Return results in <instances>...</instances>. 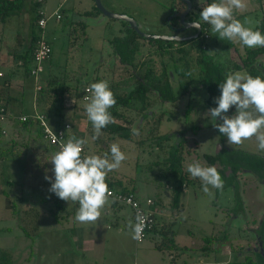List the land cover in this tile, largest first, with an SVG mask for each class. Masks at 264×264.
I'll return each mask as SVG.
<instances>
[{
  "label": "rangeland",
  "instance_id": "rangeland-1",
  "mask_svg": "<svg viewBox=\"0 0 264 264\" xmlns=\"http://www.w3.org/2000/svg\"><path fill=\"white\" fill-rule=\"evenodd\" d=\"M26 1L25 8H28L30 4L28 0ZM100 1L107 11L124 14L134 19L140 27L139 32L158 36H170L168 35L171 32L168 23L170 20L173 23V19L170 18H174L173 13L176 8H183L181 2L183 0ZM46 2V10L58 6L64 13L60 23L50 20L46 27L49 34L53 33V35L58 36L57 41L52 43V55L48 62L43 64V67H47L48 72L50 69L54 73L59 69H65L70 71L71 78L78 79V82L84 84L106 80L111 90L123 93L133 88L135 81L129 76L132 68L119 62L118 57L113 53L114 49L111 42L114 37L123 36L125 26L130 28L127 22L105 17L96 8L94 0H47ZM195 2L197 9L206 5V0H201V6L198 0ZM244 2L246 7L236 12V16L238 15L236 18L245 27L255 30L262 12L259 9V0H244ZM262 8L264 9V2ZM95 9L99 11L98 15L84 13ZM242 14L245 15L241 16ZM29 23L30 14L26 12L20 17L11 18L5 28L0 25V52H2V56L3 54L6 55L8 51L12 53L14 49L21 48L29 33ZM73 23H81V26L84 27L82 30L84 34L79 36L76 43L77 38H75V33L72 32L71 27ZM31 30L37 34L41 32L39 27H33ZM206 33L208 35L206 39L208 38L207 41L211 43L210 53H216V58L220 61L226 60L227 57V60L230 61V67L232 62L240 64V58L244 56L246 47L239 42L221 41L209 29ZM142 41L148 48L156 46L146 44V40ZM177 47V44H173L172 56L164 57L166 68L171 74V84L176 93L179 89V82L187 79L186 71L183 68L184 64L173 60L178 59L181 54L176 52ZM146 50L147 48L143 50L144 54L141 58L138 54L136 58L143 59L147 53ZM192 57H194V51L190 50L186 59L193 76H196ZM7 59L10 68L5 74V78L8 74L11 75L15 72L22 75L23 71L17 69L18 66L12 62V56L8 54ZM257 59L264 63V55ZM173 62L176 63L178 70L174 69ZM3 71H6L5 66ZM141 72L142 69L135 70V75L138 77ZM235 72L241 75L245 74L242 70H235ZM40 75H45V71H41ZM5 78L3 73L0 79ZM42 81L40 78V85L43 83ZM23 82H25L27 89L31 82V76H26ZM15 84L12 89L17 87ZM154 95L157 94L152 92L150 95L152 106L145 116L137 118L133 112H128L129 116L135 117V122L130 125L131 133L133 128L139 131L138 135L132 133L133 140L130 141L117 133H110L106 129L101 130L99 139L93 140V128L84 111V106L88 101L75 98L76 106L81 112V119H75L72 115L74 97L72 94L67 95L69 107L67 106L68 110L65 113L66 122H69L73 127V129L70 128L69 134L75 133L77 138H83L87 141L84 145L86 155H103L108 151L111 143H118L126 155L125 161L119 168L123 167L126 172L131 174L134 181H148L155 185L162 183L165 192L163 207L165 208L164 211L168 213V216L165 217L166 221L175 219L176 222L173 227L176 232L175 245L178 248L187 247L186 252L176 249L170 253L164 246L158 249L155 246L160 244L163 238L162 235L158 234L155 237L146 236L141 242H136L137 249L134 245L135 239H132L131 230L126 226V229H122L121 235L117 237L119 242L116 244L112 243L111 237L107 238L106 246L102 252L103 258L102 256L101 258L109 264H118L119 261L129 264L133 263L134 260L137 261V264H211L242 260L246 255H253V251L259 250L255 229L264 214L263 180H258L246 172L238 173L239 194L244 207L243 212L237 215L231 212V208L234 206L233 188L227 187L217 190L210 187L209 192L205 193L202 189V182L188 175L194 180L186 185V189L181 193L180 209L176 211L170 205L172 191L169 188H164V186L165 179L168 180L171 187L177 186L180 174L183 172L187 175L189 163L199 161L206 166L207 164L202 157L204 152L215 154L217 145L219 146L218 152L223 147L240 149L263 156L264 152L257 151L254 138L244 141L239 146L227 143L226 137L221 136L214 127L215 122L205 115L208 108L202 104L203 97H205L204 90L198 91L189 88L187 95L175 103H163L160 99H154ZM26 96L27 93L24 94L23 98L25 105L28 103ZM188 106L191 108L189 117L185 121V111ZM232 111L234 109H230L228 114L231 115ZM160 115L163 118L157 126L153 120L156 121ZM112 121L122 122L115 117H112ZM5 125L6 133L3 140L7 141L12 137L11 123L6 121ZM151 127L154 129H150ZM148 130L151 132H147ZM181 130H184L188 136L189 155L184 158L182 171L177 172L176 175V173H170L167 170L171 165L167 163V160L172 145L181 137V135H177ZM162 134H168L170 138L161 140ZM41 140L47 144L44 139L41 138ZM16 141L21 145L25 143L23 138H17ZM21 145L18 150V159L0 162V254L2 251L7 253V258L10 260L8 264H61L62 261L71 262V260L81 264L80 262H83L82 254L85 258L88 255L75 249L71 236L72 230L61 227V217L64 211H59L58 220L55 222L46 210L47 207L52 206V201L57 198L49 192L50 185L45 180V175H52L51 163L38 154H32L29 149ZM7 180L18 185L13 188L6 186ZM2 189L8 191L13 198L14 194L17 197L23 195L26 198L25 201L18 202L19 219H15L10 210L5 207ZM46 196L53 199L48 201V204L41 200L42 197ZM123 207L128 208L121 205L117 209L124 212ZM63 208L72 212L69 218L73 227L78 204L64 201ZM105 211L104 207L98 220L91 222V224H97L99 228L106 230V225L116 221L112 215L107 216ZM109 213L112 214V212ZM20 226L27 231L28 235L21 232ZM97 236L101 240L98 234ZM205 237L216 239V242L210 244V249L216 248L217 250L208 249L206 253L201 250V247L205 246L203 242ZM100 253L101 251H95L94 255L97 254L98 256Z\"/></svg>",
  "mask_w": 264,
  "mask_h": 264
},
{
  "label": "trees",
  "instance_id": "trees-1",
  "mask_svg": "<svg viewBox=\"0 0 264 264\" xmlns=\"http://www.w3.org/2000/svg\"><path fill=\"white\" fill-rule=\"evenodd\" d=\"M28 1L30 5L28 6V8H25L27 2L26 0H0V25L2 28H5V25L7 26V22H9V20L11 21V18L20 16L26 12L30 14L28 36L25 38L24 44L20 49L13 50L12 62L14 63V65L18 66L17 69L23 71L22 75H19L18 73L21 78L31 76L34 77L35 80H38V75L35 76L34 74H32L31 70L38 69L39 66L44 63L42 62L41 64H38L34 57V52L37 49L38 41L41 38L42 32H39L37 34L34 33L31 29L33 27H38V9L45 3V1ZM190 1L193 3V9L191 11L192 15L190 16L192 20H199V13L202 9L196 8L195 0ZM206 2H210V0H206ZM263 2L264 0H259V9L262 12L258 24L255 27V30L258 29L262 33H264V11L262 10ZM84 13L87 15H98L99 11L95 9L91 11H85ZM243 15L245 14H242L241 16ZM200 23V35L197 38L187 41L177 42L169 40L160 41L158 39H146L138 35L134 31V29L127 28L126 26L124 28L123 36H116L111 40L114 49L113 53L118 57L119 62L124 66L132 68V72H129V76L130 78L132 77L134 79L135 85L126 93L111 90L116 100L115 105L110 109L111 115L112 117L119 118L120 120H122V122L115 123L114 121H112L104 129L108 130L110 133H117L124 139L132 140L133 136L131 133L130 125L135 122V117L129 116L128 112H133L135 116H137V118L140 116H145L146 112L152 106V100L150 99V95L152 94V92H155L157 94L154 95V99H160L163 103H175L178 99L187 95L189 88L198 91L204 90L205 97H203L204 99L202 104L207 106V108L209 109L216 106L214 103V98L219 96L220 94L218 83L222 82L226 74L233 73L235 72V70H242L245 73L243 75L264 77V63L258 61L257 59L258 57L264 55V47L253 49L246 48L244 51V56L240 58V64L232 62V65L230 67V61L227 60V57L225 58L226 60L220 61L216 58V53H210L209 48L211 43L207 41L208 38H204V34H207L206 31L209 29V26L206 25L203 21H200ZM71 27L72 32L75 33V38H77V40H75L76 43L79 39V36L84 34V32H82L84 27L81 26V23H73ZM44 38L51 45V52L49 53V57L47 58V60H49L50 56L53 53L52 41L50 39H47V37L45 36ZM142 40H146V44L148 45L154 44L156 46L154 48L152 46L148 48V46H146L144 44L145 42H143ZM173 44H177L178 46L176 52L181 53L178 59L173 60L174 62H176L177 60L178 62H182V64H184L183 68L185 69V73L187 75V79L179 82V89L177 93L172 87L171 74L170 71L166 68V63L164 62L165 56H172V51L174 49L172 48ZM145 48H147V53L143 57V59L139 60V58H141L144 54L143 50ZM190 50L194 51V57H192V60L194 65L193 69L196 70V76H193V73L191 72L186 59L187 53ZM137 54L139 58H136ZM174 62V69L178 70L176 63ZM139 69H142V72L137 77L135 75V70ZM69 72L70 71H67L65 69H59V71L54 73L50 69L45 79L44 87H41L39 90L35 88V102L39 105L42 112L48 113L53 118L52 124L49 123L53 129H60L65 123H67L65 115V95L72 94V97H74V99L81 97L83 98L85 86L90 85V83H80L78 82V79L71 78ZM8 84V80H1L2 86L6 87L8 86ZM0 103L5 109H7V93L0 92ZM190 108V106L186 108L185 121H187L189 117ZM161 118L163 117L160 115L156 119V121L153 120V123L157 124L158 126L160 124ZM17 124L18 130H33L38 138L43 139L42 127L37 121L17 120ZM150 129L153 130L154 128L151 127ZM195 129L196 127L194 128V130ZM147 132L151 131L148 130ZM178 134L181 135V137L176 141V143H174V145H172L168 155L169 158L167 160V163L171 164L170 167L167 168V170H169L170 173H176V175L177 172L180 173L182 171L183 162L185 160L184 158L186 155H189L188 136L185 134L184 130L179 131L177 135ZM169 136L170 135L168 134H162L160 138L161 140H167L170 138ZM140 141L141 139L139 140V142ZM20 145L21 144H19V142H17L12 137L11 139L4 141L3 135L1 134L0 130V162L3 163L5 161L15 160V158L18 159V150ZM21 146L26 147V144L22 143ZM47 146L50 145L48 144ZM202 157L207 164L206 166L216 167L217 171L220 173L224 181L223 188L230 187L234 189V206L231 208V212L235 215H237L238 213H242L244 206L243 200L241 199V196L239 194V183L237 181L238 173L246 172L258 180H264V156L246 152L240 149L223 147V149L216 154H203ZM188 175V173L187 175H185V173L182 172L179 176L178 185L172 186V200L170 205L176 211L180 209L179 203L183 185H188L194 180L189 178ZM132 180L133 179L130 178L126 181L127 183H131ZM106 182L110 187L116 190L128 191L133 193L131 189H127L121 179H115L114 181L106 179ZM17 185L18 184H15L11 181H6V186H10L13 188ZM1 193L4 197L5 207L10 210L11 215L15 219H19L18 202L25 201L26 198L23 195L17 197V195L15 194L13 195V198L11 197V194H9V192L5 189H2ZM41 200L43 203H47L48 201L53 199H49V196H46L42 197ZM154 206V202L152 201L149 206L151 212L154 210ZM46 210L47 213L52 217V219L57 222L59 211H65V208H63L62 201L55 198L52 201V206L47 207ZM62 217L61 219H63ZM175 224V219L159 224L153 215L152 226L148 231L157 232V234H160L162 235L161 237H163L161 243L156 244L155 247L159 249L161 248V246H164V248L170 251V253L176 249H179L182 252H186L187 247L178 248L175 245L176 232L173 229ZM19 228L22 230L21 232H23L24 235H28L27 231L22 226H20ZM255 234H257L258 236V245L259 241L262 242L261 248L263 249V253L260 252L259 246V250L253 251V255H246L242 260H232L224 263L211 264H264V214L258 221L257 228L255 229ZM223 238L225 239V237ZM215 240L216 239L214 237L203 238L205 246L201 247V250L204 253H206L208 249L213 251L217 250L216 248L210 249V244H213ZM9 262L10 260L9 258H7V253L5 251H2V253L0 254V264H8Z\"/></svg>",
  "mask_w": 264,
  "mask_h": 264
},
{
  "label": "clouds",
  "instance_id": "clouds-1",
  "mask_svg": "<svg viewBox=\"0 0 264 264\" xmlns=\"http://www.w3.org/2000/svg\"><path fill=\"white\" fill-rule=\"evenodd\" d=\"M46 1V0H45ZM201 6V0H198ZM244 0H210L201 7L199 20L190 27L200 29L203 21L221 41L239 42L248 49L264 47V33L245 27L236 18V12L244 9ZM179 42V35L167 37ZM219 96L214 98L215 107L205 113L215 123L221 136L229 145H241L244 141L255 139L258 152H264V77L228 73L218 83ZM90 93L84 106L87 120L93 128V140L100 138L101 130L112 122L110 109L116 100L108 81L90 83L86 89ZM230 109H234L229 115ZM138 135L136 128L132 129ZM87 141L75 136L63 143L48 160L52 175H45L49 192L63 201L78 204L75 220L79 223L95 222L101 215L111 195L106 177L118 169L126 155L118 143H111L103 155H82ZM188 174L202 182V189L208 193L211 188L221 190L224 181L214 166H205L199 161L189 163ZM132 239L139 240L145 227V217L138 211L135 222L129 223Z\"/></svg>",
  "mask_w": 264,
  "mask_h": 264
},
{
  "label": "crops",
  "instance_id": "crops-1",
  "mask_svg": "<svg viewBox=\"0 0 264 264\" xmlns=\"http://www.w3.org/2000/svg\"><path fill=\"white\" fill-rule=\"evenodd\" d=\"M46 1L40 8L44 11V13L46 15H48L49 19L46 22L45 29H43L41 32L43 33V35L45 37H47V39H50L52 41V43H54L57 41L58 36L53 35V33L49 34L48 31L46 30V27H47L48 22L50 20L56 21V23L57 22L60 23L61 19L63 18L64 13L61 10V8L58 6L55 8H49L46 10L45 9L46 3H47ZM57 9L59 10V13H60L59 19H56L54 16H52L53 12L56 11ZM22 15H20V16H22ZM20 16H15V17H20ZM15 17H13V18H15ZM50 35H53V36H50ZM52 49H53V45H52ZM8 54L10 56H12V53H10L9 51L7 52L6 55L3 54V56H2V52H0V55H1L0 56V71L2 73H4V78H5V74H7V71L10 68V64L8 63L9 60L7 59ZM46 62H48V60L44 61V63H46ZM44 63H42L37 70L38 80L37 79L35 80L34 77H31V82L28 85L27 89L25 87V82H23L24 78H21L18 75V73L15 72L12 75L8 74L6 76L5 80H8V82H9L8 86H6V87L1 85V79H0V87H1L0 92L8 94L7 110L9 113V117L7 120H5L2 123V127L6 130L5 123H6V121L10 122L11 123L12 138H14L15 140L17 138H23L25 140V144H26L25 148L29 149L32 152V154H35V155L38 154V156H41V157H43L44 160L47 159V161H48L50 159L52 153L55 152L56 150L50 146H47L44 142H42V140L40 138H38V136H36V134L33 132V130H29V131L18 130V124H17V120H18L20 115L32 113L35 109L39 112H42L40 110L39 105L36 104V102H35V96H36L35 88H36V85H39L41 87H44V85H45V79H46L49 72H48L47 67H43ZM4 66L6 67L5 72L3 71ZM46 69H47V73H46ZM41 71L42 72L45 71V75L41 76L40 75ZM40 78L43 80L42 81L43 83L41 85L39 84ZM14 84L17 85V87H14V89H12ZM25 93H27V96H26L28 99L27 105H25L23 103V98H24ZM68 100L69 99H68L67 95H65V105H66L65 113L68 110L67 108L69 107V105L67 104ZM72 102H74L73 113H72L73 117L75 119H81V117H80L81 112H80L79 108H77V106H76L75 99ZM42 113H44L46 115L48 124L49 123L52 124L53 118L46 112H42ZM48 115H49V118H48ZM114 122L117 123V121H114ZM67 123H69V122H67ZM70 126L73 129L71 124H70ZM72 136L76 137V134L70 133L69 137H72ZM4 137L5 136L3 135V138ZM217 151H218V148H217ZM204 153L207 154L206 152H204ZM209 154H211V153H209ZM212 154H214V153H212ZM158 159H160V158H158ZM130 178H132L131 174L126 172V170L123 167L114 170L113 172L109 173L108 176L106 177V179L110 180V181H114L115 179H121V181L127 187V189H131L133 191V194L135 195V197L142 204H145V201L147 199H151L155 205L152 213H153L156 221L159 224L166 222L165 217L168 216V213L166 211H164L165 208L163 207V203H165L163 200V195L165 194V192H164V189L162 188V183H158L157 185H155L153 183H149L148 181H139V180L138 181L132 180L131 183H127L126 180L130 179ZM165 181L166 182H165L164 188H169L172 191L171 184L168 182L167 179H165ZM42 186H43V184H42ZM186 187H187L186 185H183L182 192H183V190L186 189ZM61 201H62V203L64 202L63 200H61ZM121 205L122 204H117V203L113 202L111 199H108V202L105 205V210H106L105 214L107 216L112 215V217H114L116 219V221L115 222L113 221L109 225H106V230L99 228L97 224L92 225L91 222L90 223H77L75 219H74V226L72 227L71 219L69 218V217H71L72 212L66 211V208H65V211L63 212V217H62L63 219H61V227L64 229L67 228L69 230L70 229L72 230L71 236L73 237L72 241H73V244L75 246V249L88 255L85 258L84 254H82L83 262H80L81 264H109L106 260L102 259L103 258L102 252L104 251V248L106 246L107 238L111 237L112 243L116 244L117 242H119L117 237L119 235H121L122 229H126V226H128L130 222H133V223L135 222V218H134L132 209L127 205H122V206L128 207V208L123 207L125 209V211L123 212L121 209H117L118 207H121ZM109 208H111V209H109ZM109 212H112V214H110ZM65 224H66V227H65ZM99 230H101V231H99ZM97 234L101 237L100 238L101 240H99V237L97 236ZM150 235L152 237L153 236L155 237L158 234H157V232H149L148 231L145 234L143 239H145L146 236L149 237ZM136 242H137V240L134 241L135 248L138 247L136 245ZM114 249H115V246H114ZM145 249H147V248H145ZM95 251H97V252L101 251L100 255H98V256H97V254L94 255ZM101 256H102V258H101ZM62 263L63 264H79L77 261H73V260H71V262H63L62 261L61 264ZM162 263H164V262H162ZM118 264H127V263L119 261ZM129 264H137V261L134 260L133 263H129Z\"/></svg>",
  "mask_w": 264,
  "mask_h": 264
},
{
  "label": "built area",
  "instance_id": "built-area-1",
  "mask_svg": "<svg viewBox=\"0 0 264 264\" xmlns=\"http://www.w3.org/2000/svg\"><path fill=\"white\" fill-rule=\"evenodd\" d=\"M42 1V0H38ZM45 1V0H43ZM39 18L37 21L38 27L43 30L45 28L46 22L49 19L48 15L44 13V11L39 8L38 9ZM52 16H54L56 19L60 18L59 10L53 12ZM208 35L205 34L206 38ZM51 52V45L49 42H47L44 38L43 33L41 34V38L38 41L37 49L34 52L35 60L38 64H41L47 58L49 57V53ZM37 70L33 69L31 70V73L37 76ZM3 76V73L0 72V78ZM89 86H85L84 88V95L83 100H86V97L90 95L86 89ZM41 87L39 85L36 86V89L39 90ZM9 117L8 110L5 109L1 103H0V124H1V134H5V129L2 127V123L7 120ZM18 120L26 121V120H34L39 123V125L42 127V137L43 139L55 150H59L60 146L63 143H66L69 137V130L71 128L69 123H65L62 128L60 129H53L47 121V117L44 113L37 111L36 109L31 114L26 115H20ZM82 155H86L85 148L83 149ZM107 183V182H106ZM108 185V184H107ZM108 189L111 193L108 199H111L113 202L117 204L127 205L129 206L132 211L135 218L136 213L139 211L144 217H145V227L143 228L142 236L137 242H141L147 233V231L151 228L152 222H153V213L150 211L149 206L152 203L151 199H147L145 201V204H142L133 193L128 191H119L116 190L108 185Z\"/></svg>",
  "mask_w": 264,
  "mask_h": 264
},
{
  "label": "water",
  "instance_id": "water-1",
  "mask_svg": "<svg viewBox=\"0 0 264 264\" xmlns=\"http://www.w3.org/2000/svg\"><path fill=\"white\" fill-rule=\"evenodd\" d=\"M186 3V10L180 15V19L183 22V18L186 15V13L189 11L190 7H191V3L188 0H183ZM96 8L105 16L108 18H112V19H116V20H120L122 22H127L129 27L134 29L139 35L143 36L146 39H159V40H169L167 39V37L169 36H158V35H151V34H147V33H143V32H139L140 31V27L139 25L136 23V21L130 17H128L127 15L124 14H120V13H112L110 11H107V9H105L100 0H94ZM197 35L193 36V37H189V38H184V37H180L179 41H187L190 40L192 38H196ZM171 41V40H169ZM217 148L219 149V146H217ZM217 149L215 154L217 153ZM264 181V180H263ZM259 246H260V252L263 253V249L261 248L262 246V242L259 241Z\"/></svg>",
  "mask_w": 264,
  "mask_h": 264
},
{
  "label": "flooded vegetation",
  "instance_id": "flooded-vegetation-1",
  "mask_svg": "<svg viewBox=\"0 0 264 264\" xmlns=\"http://www.w3.org/2000/svg\"><path fill=\"white\" fill-rule=\"evenodd\" d=\"M190 1V0H188ZM183 4V8H176L173 15L174 18H170L173 19V23L172 20L169 21V29H170V33L168 35H179L180 37H184V38H189V37H193L195 35L196 38L200 35L201 32V28L200 29H193L190 27L191 23L194 21V19L192 20L191 16V11L193 9V3L190 1L191 3V7L189 9V11L186 13V15L183 18V22L180 19V15L186 10L187 6L186 3L184 1H181ZM195 4V3H194ZM262 10L264 11V9L262 8ZM177 19V20H176ZM178 21V22H177ZM189 30H191L190 32H188ZM194 39V38H192ZM191 40V39H190Z\"/></svg>",
  "mask_w": 264,
  "mask_h": 264
}]
</instances>
